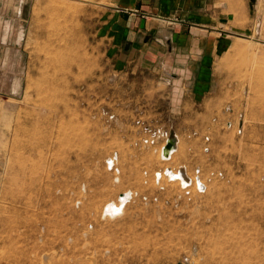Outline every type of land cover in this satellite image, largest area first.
<instances>
[{
    "label": "rangeland",
    "instance_id": "374dc122",
    "mask_svg": "<svg viewBox=\"0 0 264 264\" xmlns=\"http://www.w3.org/2000/svg\"><path fill=\"white\" fill-rule=\"evenodd\" d=\"M153 11L208 18L173 74L125 32ZM137 119L179 133L171 160ZM128 190L149 200L103 214ZM0 264H264V0H0Z\"/></svg>",
    "mask_w": 264,
    "mask_h": 264
},
{
    "label": "crops",
    "instance_id": "0c3cea01",
    "mask_svg": "<svg viewBox=\"0 0 264 264\" xmlns=\"http://www.w3.org/2000/svg\"><path fill=\"white\" fill-rule=\"evenodd\" d=\"M141 8L147 9L149 12L153 10L144 6H141ZM210 8L213 7L206 5L203 9L208 10ZM154 11L152 14L149 12H141V17L125 19V32L130 38H141V41L138 40V42L135 43L138 51L137 59L141 60L139 63L142 64H137V69L149 70L153 68L158 70L161 74H173L172 72L180 67L176 66L174 63L176 55L187 53V57L196 56L193 52H195L194 50L198 47V43L204 41L203 38L209 35L208 33H204V31L209 30L202 28L209 25L207 21L208 18L200 20L192 18L188 20H163L160 19L159 16L157 17L158 14L156 15ZM218 13L215 21L211 19V22L217 27L215 32L223 35V33L226 32L225 19H229V17H226L222 11ZM144 14L149 16L144 17ZM192 69L188 71L190 72ZM204 69L205 67H201L200 71L203 72ZM179 70L184 71V69ZM178 150L179 144L178 149L172 156H174ZM172 158L173 157L170 159Z\"/></svg>",
    "mask_w": 264,
    "mask_h": 264
},
{
    "label": "built area",
    "instance_id": "2783aa9c",
    "mask_svg": "<svg viewBox=\"0 0 264 264\" xmlns=\"http://www.w3.org/2000/svg\"><path fill=\"white\" fill-rule=\"evenodd\" d=\"M229 110V109H228ZM231 111H233L231 109ZM243 113H238L237 117H238V132H241L243 130V123H244V117H243ZM112 117V116H111ZM136 123L138 124V127H142L141 130H143V135L141 136L140 142L143 146H154V147H158L159 148V153L161 155V158L163 159L164 157L162 156L163 153V148L167 145V141L173 137L176 139V143L178 146V143H180V135L179 133L172 131L170 128L164 126V125H153V124H148L146 122H144L142 119H137ZM234 121L232 120L231 122L227 123V126L229 128H232L234 126ZM194 134H196L197 132H193ZM203 150L204 151H208L209 150V142H210V136L209 135H203ZM175 151H173L170 154L171 155L174 153ZM169 158H165L168 160H171ZM166 161V160H165ZM106 165L107 168L116 173L119 174L120 173V168L118 166V153L115 151L113 152L106 160ZM176 172V173H175ZM168 173H173L174 175L178 174V173H182L185 182L187 185L183 186L185 189L189 188L190 186L193 185V183H195L197 189L199 191H204L205 190V184L203 183V181L201 180V177L198 175L194 181L193 178H191L190 176H188L187 174H185L182 169H179L178 171H176L175 169L172 168H166L164 170H160L157 171L155 173V177L157 182L160 184L163 180L164 174L167 176ZM168 178H170L169 176H167ZM171 180V179H170ZM129 195L126 198V203L128 204L129 202H131L132 200H136L138 198H141L145 201L149 200V197L147 195H140L137 191H133V190H128ZM154 200H158V196H155L153 198ZM118 201V198L117 200ZM105 208V207H104ZM122 213V212H121ZM120 213V214H121ZM103 214H104V210H103ZM119 214V215H120ZM105 216V215H104ZM117 216V215H116Z\"/></svg>",
    "mask_w": 264,
    "mask_h": 264
},
{
    "label": "bare ground",
    "instance_id": "6f19581e",
    "mask_svg": "<svg viewBox=\"0 0 264 264\" xmlns=\"http://www.w3.org/2000/svg\"><path fill=\"white\" fill-rule=\"evenodd\" d=\"M23 31V30H22ZM23 33V32H22ZM21 33V34H22ZM179 144V143H178ZM178 149V146H177V148H176V150ZM175 150V151H176ZM171 157H173L172 155H171ZM170 157V158H171ZM164 160H168V159H165V158H163ZM167 176H169L170 178L169 179H171L172 181L174 180V181H176V182H180V180L182 181V183H183V186H185V185H187L186 184V182H185V179H184V177H183V175H182V173H178V175L176 174V175H174L173 173H168L167 174ZM117 181H119V178H117ZM181 183V184H182ZM128 195H129V193H124V194H122V195H120L121 197H120V200L121 201H119L120 203H115L114 204V202L113 203H109V205H107L106 206V209H105V212L104 213H106L107 215H109V216H116V215H119V213H121L122 211H123V209H124V206H125V204H126V198L128 197ZM126 208V207H125Z\"/></svg>",
    "mask_w": 264,
    "mask_h": 264
},
{
    "label": "water",
    "instance_id": "95a60500",
    "mask_svg": "<svg viewBox=\"0 0 264 264\" xmlns=\"http://www.w3.org/2000/svg\"><path fill=\"white\" fill-rule=\"evenodd\" d=\"M177 148V143H176V139L171 137L168 141H167V145L163 148V153L162 156L164 158H169L170 154L175 151Z\"/></svg>",
    "mask_w": 264,
    "mask_h": 264
}]
</instances>
